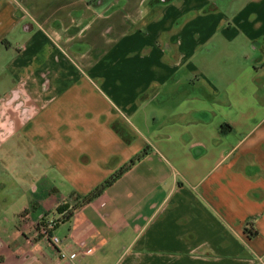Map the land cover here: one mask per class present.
<instances>
[{"label": "crops", "instance_id": "crops-1", "mask_svg": "<svg viewBox=\"0 0 264 264\" xmlns=\"http://www.w3.org/2000/svg\"><path fill=\"white\" fill-rule=\"evenodd\" d=\"M0 167V264H264V0H0Z\"/></svg>", "mask_w": 264, "mask_h": 264}, {"label": "trees", "instance_id": "trees-1", "mask_svg": "<svg viewBox=\"0 0 264 264\" xmlns=\"http://www.w3.org/2000/svg\"><path fill=\"white\" fill-rule=\"evenodd\" d=\"M145 153H146V148L143 149L141 152L137 153L136 155H134L130 160H128L126 163H124L118 169H116L111 175H109L104 181H102L100 184H98L96 187H94L88 193L83 195L82 198L78 201L77 205L87 203V202L95 199L99 195H101L109 185H111L124 172H126L135 163V161ZM77 205L70 208L69 206L66 205V202L60 203V207H62V209L59 211L63 212L62 218L71 216L74 208ZM58 221H59V219H58ZM250 225H251V222H248L245 228L248 229L249 227H251Z\"/></svg>", "mask_w": 264, "mask_h": 264}, {"label": "built area", "instance_id": "built-area-1", "mask_svg": "<svg viewBox=\"0 0 264 264\" xmlns=\"http://www.w3.org/2000/svg\"><path fill=\"white\" fill-rule=\"evenodd\" d=\"M65 201H61V203H64ZM58 224V218L53 217L45 220L42 222V233L47 235L55 244H59L61 242V238L59 235L54 233V229L56 228ZM62 256H68V253L66 251L61 252Z\"/></svg>", "mask_w": 264, "mask_h": 264}, {"label": "rangeland", "instance_id": "rangeland-1", "mask_svg": "<svg viewBox=\"0 0 264 264\" xmlns=\"http://www.w3.org/2000/svg\"><path fill=\"white\" fill-rule=\"evenodd\" d=\"M2 168L0 167V174L1 175H6V176H9L10 175V170L8 169L7 172L6 171H3ZM7 186H13V183H8ZM8 191H12V190H8ZM9 196V194H8ZM14 200L13 199H8V203L10 204V206L8 207V210L5 212L3 210H1L0 212V220H5V222H7L9 219H13V209L15 208V201L13 202ZM17 202V201H16ZM1 206V205H0Z\"/></svg>", "mask_w": 264, "mask_h": 264}]
</instances>
